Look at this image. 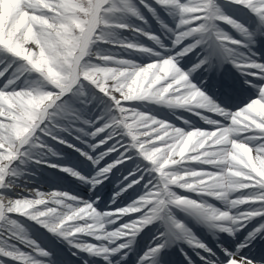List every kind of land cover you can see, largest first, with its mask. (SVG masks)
Here are the masks:
<instances>
[{
	"label": "snow or ice",
	"instance_id": "obj_1",
	"mask_svg": "<svg viewBox=\"0 0 264 264\" xmlns=\"http://www.w3.org/2000/svg\"><path fill=\"white\" fill-rule=\"evenodd\" d=\"M228 3L251 13L253 23L230 16L218 0H0V264H57L15 217L66 242L73 255L99 257L104 264L125 261L137 234L153 223L160 230L137 264H162L163 250L178 241L201 264H264V256L242 252L257 237L264 240V60L251 47L264 34V0ZM145 10L159 32L142 27L148 22ZM118 32L146 37L154 46ZM112 48L143 53L150 62L119 58ZM190 54L196 61L183 65ZM220 60L237 68L255 96L242 107L229 110L191 79ZM216 87L227 95L234 85ZM126 102L184 110L212 128L187 120V128L177 127ZM55 145L80 152L95 166L94 175L52 163L47 157L56 155ZM110 154L114 158L106 161ZM134 157L139 164L113 194L115 200L129 189L138 192L123 207L99 211L66 191H32L33 198L13 191L29 164L59 168L95 187ZM177 211L196 217L214 235L236 237L235 247L223 241L218 251L209 247Z\"/></svg>",
	"mask_w": 264,
	"mask_h": 264
},
{
	"label": "bare ground",
	"instance_id": "obj_2",
	"mask_svg": "<svg viewBox=\"0 0 264 264\" xmlns=\"http://www.w3.org/2000/svg\"><path fill=\"white\" fill-rule=\"evenodd\" d=\"M248 13V12H247ZM245 15H247L246 13H245ZM257 59H259V58H257ZM133 61H135L136 63H140V64H146V63H149L150 62V60H149V58H146V59H141V60H133ZM184 62V60L183 61H181V63H183ZM235 71H238L237 69H234ZM212 74H214V73H212ZM215 101L217 102V103H219V104H221L222 106H226L229 110H233V109H231V108H229L228 107V105L225 103V102H223L222 100H220V99H216L215 98ZM130 104H131V102H126L125 103V106L126 107H130ZM142 106H143V108L142 109H140V108H137L138 110H141V111H147V112H150L149 111V108H151L152 106H154V105H156V104H154V103H152V102H148V103H140ZM243 106V105H242ZM241 106V107H242ZM234 109H236V108H234ZM176 111V113L178 114V115H195V114H193V113H190V112H187V111H184V110H180V109H177V110H175ZM202 111V114L203 115H208L210 118H213V119H223V118H221V117H219L218 115H216V114H214V113H208V112H206V111H204V110H201ZM97 112V109L96 108H93V113H96ZM153 115H156V116H159L160 118H162V119H167V120H169V122H171V123H173L175 126H177V124L172 120V119H170L167 115H166V113H164V112H151ZM195 116H197V115H195ZM198 118H200L199 116H197ZM201 119V118H200ZM196 126H201V127H199V128H201V129H204V130H211V128H212V126L211 125H208L204 120H202L201 119V124H199V123H197L196 124ZM178 127V126H177ZM179 127H182V128H187V127H184V126H179ZM80 146V145H79ZM49 155H51V154H49ZM114 156H115V154H110V156L109 157H105V159H107V160H110L111 158H114ZM133 160H134V162L133 161H129V162H125V164L124 165H118L117 166V168H116V170H118V169H120V168H123V171L124 170H130V169H132V167L134 168L137 164H139V160L137 159V158H133ZM36 167H39L38 165H26V168H27V170H26V174H23L18 180H17V185L16 186H14V189H13V191L14 192H16V194H18V195H21V196H28L29 198H33L32 196H30V192H32V191H41V192H44V193H49V192H53V191H63L62 189H59V188H56V187H47V186H45L42 182H40V181H37V180H35V178L34 177H32V174H33V172L35 171V168ZM206 168H208L209 170H211V168H210V166H205ZM85 168V175L88 177V176H92V175H94V172H95V170H92L91 168H89V167H84ZM37 181V182H36ZM105 181V180H104ZM104 181H103V183H104ZM86 183L87 182H85V181H82V180H80L78 183H76V186H78L79 187V189H81V190H83L85 193H86V195H84V196H78V197H80V198H82V199H84V200H90V201H92L94 204H95V206H96V203H97V200H95V198H93V196H91L92 195V193L94 192V190H96L100 185H102L103 183H101V184H98V185H96L95 187H93V186H89L90 188H88L87 186H86ZM122 183V182H121ZM121 183H116L115 181H113V186H115V187H118ZM174 190H177V189H174ZM179 190H181V189H179ZM182 192H184V190H181ZM72 194V193H71ZM186 194H188V195H191L192 197L195 195V194H191V193H186ZM74 195V194H73ZM234 195V194H233ZM76 196V195H75ZM194 198V197H193ZM111 202H108V203H105V205H104V209H102V210H100V211H107V210H111V208H115V206H114V204H110ZM218 203H219V207H223V204L221 203V202H219L218 201ZM107 204H109V205H107ZM50 206H55V205H50ZM97 207V206H96ZM218 207V206H217ZM16 218V217H15ZM17 218H21V217H17ZM159 226V224L158 223H153V224H150L148 227V230H144V231H141L140 233H138L137 234V236L136 237H141V236H143L144 235V233H146V235L147 234H149V233H151V230H155L157 227ZM110 229V226H108V230ZM198 232H199V237L198 238H200L201 240H203V242L204 243H208L209 241H214V243L215 244H217L218 243V241H223V242H226V241H228V242H230V243H236V237H234V236H229L228 234H225L224 236H222L221 234L222 233H218L217 235V237H210V238H205V239H203L202 238V236L205 234L200 228L198 229ZM243 232L241 233V238H242V236H243ZM90 239V238H89ZM53 242V241H52ZM91 242H95L94 240L93 241H91ZM54 243H59L58 244V246L56 247V249H58L59 248V246H64L65 248L67 247V248H69V246H68V244L66 243V242H64V241H62V240H59V239H56V238H54V242H53V245H54ZM61 244V245H60ZM63 247V248H64ZM138 249V247L136 248V250ZM192 249V248H191ZM77 255H78V257L83 261L86 257L84 256V254L83 253H77ZM117 260H119V258L117 257Z\"/></svg>",
	"mask_w": 264,
	"mask_h": 264
},
{
	"label": "rangeland",
	"instance_id": "obj_3",
	"mask_svg": "<svg viewBox=\"0 0 264 264\" xmlns=\"http://www.w3.org/2000/svg\"><path fill=\"white\" fill-rule=\"evenodd\" d=\"M233 6V5H231ZM229 9V12L227 13L226 12V9H224V11L229 14L230 16H234L236 17L238 20H240L241 22H249V23H252V19H248V18H245L242 14L239 15L237 13V9L233 6V7H228ZM145 16L146 18L148 16H151V14H149L146 10H145ZM169 23H171V18L168 19ZM131 23H137L136 21L132 20L130 21ZM227 24H223L221 23L220 27L228 32H231V34L233 35V32L232 30L230 29V27L227 25ZM174 26V25H173ZM142 27H144L145 29H149L150 31H154V32H159L160 31V25H158L156 23V21L154 19H151V21H148L147 24H144L142 25ZM117 35L121 38H126V39H129V40H136V41H139L141 43H144L146 46H149V44H151L152 42L150 40H148L146 37H139L137 36L135 33H131V32H118ZM254 43L252 44L253 45V48L256 47L258 45V40H260L263 44H264V34H259L257 36H255L254 38ZM110 47V46H109ZM112 51L116 52L117 54H121V55H125V56H119V58H131V55L133 53H137V55H139L140 57H142L141 54H139V52H126L122 49H119V48H112ZM109 66H113V65H109ZM243 97L239 98L235 95V98L233 99V102H239ZM101 112H102V109H101ZM87 166H92L91 164H87ZM128 172V171H127ZM127 175V173H118L117 178H118V181H122V178ZM142 188V186H141ZM115 193V192H114ZM113 193V194H114ZM138 193V192H136ZM113 194L111 196V198H113ZM107 196L105 195V198L102 199V200H106ZM68 252H70V250H66ZM95 264H104V261L103 262H100V263H95Z\"/></svg>",
	"mask_w": 264,
	"mask_h": 264
}]
</instances>
